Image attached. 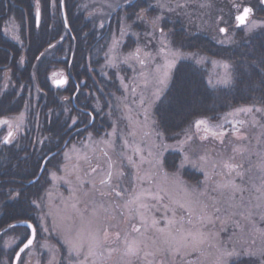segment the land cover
<instances>
[{
    "label": "rangeland",
    "instance_id": "rangeland-1",
    "mask_svg": "<svg viewBox=\"0 0 264 264\" xmlns=\"http://www.w3.org/2000/svg\"><path fill=\"white\" fill-rule=\"evenodd\" d=\"M131 0H84L83 11H86V4L92 5L90 18L97 23L99 30L106 28L111 20V17L121 7H124L125 3ZM229 3L224 6L222 3ZM246 2V0H245ZM244 0H188L187 6H183L181 0V6L175 7V0L169 3V7L175 8V11L169 12L167 8H160L157 6L156 0H151V7H147L146 15L148 17L161 16L160 27L164 29L165 36L161 37L159 32L154 37L147 36L145 33L150 29L139 20L137 15L132 18V21L127 17L118 14L111 24L110 36L108 38V44L106 51L103 54V61L101 69L96 73H92L93 85L98 88V93L95 91L97 110L104 107L107 104L101 117L106 118L108 123V130L102 135L88 134L82 141L65 142L67 147L62 151L60 159H55L50 166L46 167L41 180L37 182L32 180H24V185H32V187L25 189L23 195H29L32 198L29 202L28 198H24L23 206L27 210V203H30L31 208L34 209L35 221L38 226V238L34 245L28 249L21 257V264L27 262V264H48V261L55 256L59 264H67L69 257L68 245L64 242V235L62 231H58V228L72 229L71 234H75V229L79 226V217L76 216L70 205L74 201L69 199L70 193L73 188L77 189V197L79 199L78 207L85 212L86 215L90 214L93 207H99L100 204L104 205V208L109 209L108 212L103 210L99 211L98 217L93 221L92 227L100 231L103 235L104 229H107L109 233V239L104 243L101 251L104 252L106 257V264H125V261L131 259L132 264H161L164 261L165 264H169L172 260L171 254L162 250V245L158 239L159 234L154 231H148L145 233V239L147 240V247L143 248L139 257H123V249L125 247L124 240L128 236L139 237V233L133 231V226L140 227L141 221L133 213L131 216L128 211L122 205L123 201L120 198L112 196H101L100 193L104 191H111V188H106L99 184L106 173L109 171V164L111 163L113 171L120 169L124 172V176L119 181L121 187L120 191H124L127 196L128 193L139 190L137 181L133 178L134 169H132L125 157V153L131 154V149H125L123 141L125 138L132 141L135 139L142 148L145 149L144 155L147 157V148L155 142V144L170 145L166 149L162 150V158L166 162V155L169 152L178 153L176 157L177 162L175 168L170 169L166 166L169 172L176 171L179 168V177L183 182L188 185L203 189L205 181V172L200 167H193L189 163H185L183 168H180L181 161L183 160L184 153L181 152L179 145L180 141L185 140V134L193 135V140L188 145H184L185 151L188 153L189 158L196 161L199 156H207L209 165L207 171L212 175L213 180L208 183V192L210 197H215L220 203L217 205L221 207L222 211L216 213L219 219L213 217L214 222L212 224L205 223L204 231L212 234L211 238L205 242V244L199 246L196 250H183L175 257V264H213L216 255V247L222 246L232 249L235 247L237 252L243 253L238 257L231 258V262L235 260L249 258L252 259L254 264H264V258L260 256L248 255L249 252H255L260 248H264V235H261L257 229H264V220H261L259 216H254L255 223L248 221L241 217L238 213L243 209H237V214L232 216L231 220H225V217L230 215L228 205L224 203V197L220 193L212 191L214 188L213 181L221 179L218 173L224 171L222 165L224 162H232L237 164H243L245 169L252 166V172L249 174L253 177L255 183H259V177L261 175L260 170L255 167L256 163L260 159L257 153L264 150V112L256 111L257 108H264L259 105H245L230 109L217 119L201 118L208 121L210 127L216 132H222L219 137L209 135L207 139L201 140L200 136L204 133L201 130L197 132L195 129V121L187 130L184 131L177 139L168 141L162 131L157 126L156 119L154 117V107L159 100L154 99V93L159 87L157 79L163 76V73L167 70L169 72V79L163 90L162 95L168 88L172 73L181 60H190L196 62V58L206 57L204 63H197L204 66L207 69L209 82L210 78L215 73L221 72L222 69L213 64V61H224L225 59L209 57L205 54L197 52H185L173 45L170 33L165 29L168 23H172L175 20L181 21L186 29H199L212 35V38L219 44L231 45L235 41L237 35V20L236 16L241 13L245 3ZM261 3L262 0H257ZM111 5V6H110ZM203 5V6H201ZM228 8V9H227ZM123 9V8H122ZM253 22L264 25V19L259 17H253L250 22L245 26V31H248V26ZM102 25V26H101ZM220 28H226L227 32H220ZM3 32L6 38L14 44H18L20 48L25 50V33H22L21 25L12 16L3 26ZM132 38L131 47L125 49V44ZM220 41H224L221 43ZM230 41V42H229ZM142 49L140 59L145 60V64L141 65L135 58L125 62V58L130 56L135 49ZM164 51H161V49ZM150 53V56L145 57L144 53ZM175 54V55H173ZM195 57V58H194ZM54 59V58H53ZM61 58H57L59 60ZM64 59V58H63ZM25 60V54L23 55V62ZM175 61V66L171 69H167L166 65L169 61ZM65 61V60H64ZM22 63V59H21ZM69 67L72 65V59H70ZM159 68V71L157 69ZM2 69L0 74L6 75L7 78L11 77V69ZM111 72L115 73L117 87L112 88L110 81L113 80ZM69 75V76H68ZM63 76L71 77L67 68L54 65L51 68V72L48 75V79L52 85L57 79H61ZM100 76V77H99ZM5 78V81L9 80ZM114 82V81H113ZM68 83V82H67ZM210 84V83H209ZM67 85V84H66ZM66 85L60 86L61 90H66ZM212 87H225V85L210 84ZM92 85H90L91 87ZM4 87V86H3ZM2 87V88H3ZM4 89V88H3ZM91 89V88H90ZM106 89V90H105ZM110 89V90H108ZM93 91V90H92ZM91 92V90H90ZM160 96V98L162 97ZM63 98H69L66 94ZM75 95L73 96V99ZM143 98L145 103L141 105L140 99ZM129 107L126 109L124 105ZM253 107V112L244 113L238 112L237 109L243 107ZM145 109L147 112H145ZM147 115V123L145 118ZM22 116V121L18 118ZM24 113L16 116H8L0 121L7 120L12 124V129L15 130L16 123H21V129L16 132L18 135L20 132L25 133ZM200 120V119H198ZM236 121H244V124H237ZM255 121V122H254ZM23 122V123H22ZM222 126V127H220ZM23 128V130H22ZM133 128L137 130V136L133 138L129 135L133 131ZM240 128L243 133V138L235 133V129ZM0 137H6L10 128L7 124L0 123ZM150 131L152 134L149 137L143 138V133ZM160 132L163 134V140L156 136L155 133ZM15 141V140H14ZM109 141V144L104 143ZM157 151V149H153ZM107 152V156L104 153ZM67 157V158H66ZM139 159V157H134ZM151 159V157H148ZM215 163L221 167H217L215 170L211 168V164ZM174 164V163H171ZM65 165L69 166L77 165L79 168V176L83 181V184L76 182V173H72L68 176V172L65 169ZM96 168V172H92L91 169ZM145 171L154 172L155 169L146 161L140 174L143 175ZM40 173V171H39ZM187 173V175H186ZM197 175L198 177H192ZM68 176L73 181L70 186L61 177ZM192 177V178H191ZM196 179V180H194ZM237 183H240L241 178H236ZM90 181H95L96 191L92 190V184ZM247 181V176L245 177ZM34 183V186H33ZM151 186V182L148 180L143 181V187L148 188ZM24 188V187H23ZM249 188L251 185L249 184ZM88 193V195H84ZM251 195L250 192H245V203L247 204L248 198ZM69 207L65 208V204ZM151 204L156 205L150 209L152 217L159 220V227H164L167 223L164 218L166 215L171 216V210L165 209L163 203H168L165 199L162 203L157 204L156 201H150ZM211 203V200H209ZM253 203L255 201L253 200ZM49 207L54 208L56 214L54 216H46L49 211ZM23 209V210H24ZM32 210V209H31ZM179 211L177 215H181ZM72 217V219H67ZM187 221V217L185 218ZM195 220V217L193 218ZM55 220V222H54ZM224 221V222H222ZM74 222V223H73ZM238 222V223H237ZM185 227H191L187 222ZM47 228V232L43 229ZM143 232L144 229L141 228ZM120 233L119 239L115 234ZM130 234V235H129ZM29 230L14 229L12 232L3 235L2 238V253L4 258L3 263L9 262L10 258L6 255L12 250L13 255L19 248V246L28 238ZM150 238V239H149ZM152 241H156L155 244ZM47 242L48 247H44V243ZM112 248L116 251L112 252L111 257H108L107 249ZM145 253H155V255H148L145 257ZM73 259L75 256L73 254Z\"/></svg>",
    "mask_w": 264,
    "mask_h": 264
},
{
    "label": "trees",
    "instance_id": "trees-1",
    "mask_svg": "<svg viewBox=\"0 0 264 264\" xmlns=\"http://www.w3.org/2000/svg\"><path fill=\"white\" fill-rule=\"evenodd\" d=\"M42 1L43 12L49 25L45 29L42 27L44 22L37 26L32 10L30 27L27 29L24 28L23 14H17L22 33H25V50L14 43L10 44L3 35L0 21V48L9 45L7 52L0 49V66L7 65L11 69L10 78L0 74V119L24 113L25 120L23 125L25 133L20 132L13 144L0 148V264H4L1 250L3 235L14 229L25 228H12L10 225L21 220H31L37 225L33 216L35 208H31L29 203L33 197L29 196L30 194L23 195L25 189L32 185H24L23 180L29 181L36 177L44 159L50 153L56 152L47 161L46 167L55 159H60L67 140L82 141L90 133L102 135L108 130L106 118L101 117L107 104L97 110L98 101L94 93L98 88L93 85L91 75L92 73L97 75L101 69L111 24L118 14L132 21L141 9L148 7L145 0H131L124 4L123 9L121 7L118 9L106 28L99 30L97 23L90 18L92 5L86 4V11L82 12L84 0H66L70 23L67 30L61 18L60 5L55 7L57 17L51 16L48 19L50 0ZM17 2L23 5V1ZM245 3H248L245 6L253 9L249 22L253 17L264 19L262 2L246 0ZM222 4L227 6L229 3ZM26 7L29 8L27 5ZM236 27L238 32L235 41L231 45H223L205 31L187 30L179 20L165 26L173 45L177 48L185 52H197L225 59L233 65L231 86L212 87L207 80L208 72L204 66L190 60L178 62L168 88L153 110L157 126L168 141L177 139L198 119L214 120L239 106L264 107V25L251 32H246L245 26ZM131 41L132 38L126 42L125 49L131 47L129 44ZM22 54H25L23 65L20 58ZM72 55V65L69 67ZM58 57L61 59L56 60ZM54 65L67 68L71 75L65 91L52 85L48 79ZM111 74L113 78L110 81L111 87L116 88L115 73ZM5 78L9 80L5 81ZM66 94L69 98H63ZM92 116L95 117L93 123ZM3 151L7 154H2ZM176 157H178L176 152H169L166 155L165 164L168 168L176 167ZM40 180L41 177L37 182ZM24 198L29 200L25 202L27 210L23 206ZM34 198L37 199V196ZM13 251L6 255L10 258L8 264L13 262L15 256V253L12 254ZM231 264L254 262L252 259L243 258Z\"/></svg>",
    "mask_w": 264,
    "mask_h": 264
},
{
    "label": "snow or ice",
    "instance_id": "snow-or-ice-1",
    "mask_svg": "<svg viewBox=\"0 0 264 264\" xmlns=\"http://www.w3.org/2000/svg\"><path fill=\"white\" fill-rule=\"evenodd\" d=\"M62 2V0H61ZM148 3V7H151V0H145ZM172 0H156L157 6L160 8H167L169 12L175 11V8L169 7V3ZM183 6H187L188 0H182ZM111 6V5H110ZM181 6V0H175V7ZM203 6V5H201ZM52 7H56V0H52ZM147 9H141L139 13H137V20L141 21L146 28L150 29L145 33L147 36L154 37L157 32L164 37L166 34L164 29L160 27V22L162 17L157 15L155 17H148L146 15ZM253 12L251 7H245L243 9L242 14L236 17V20L239 21L240 24H245L247 18ZM36 18L38 22L39 18V7L37 6L36 10ZM66 19V17H65ZM102 26V25H101ZM260 24L253 22L248 26V31L251 32L254 29L260 27ZM220 32H227L226 28H220ZM62 39V37H61ZM223 43L224 41H220ZM230 42V41H229ZM51 46V45H50ZM161 51H164L162 48ZM142 49L137 48L135 51L130 54V56L125 58V62L130 59H137L141 65L145 64L144 59H140ZM43 54V53H42ZM175 55V54H173ZM145 57L150 56V53H144ZM195 58V57H194ZM206 57L196 58L197 63H204ZM217 67L222 69L221 72L215 73L212 78H210L209 83L215 85H225L231 86L233 82V65L227 61H213ZM175 66V61H169L166 65L167 69H171ZM159 71V68L157 69ZM169 79V72L166 70L163 73L162 77L157 79V83L159 87L154 93V99L159 100L160 96L163 93V90L167 84ZM58 84L65 83V80L56 81ZM139 103L143 105L145 103L144 99L141 98ZM127 109L129 106L127 104L124 105ZM238 112L251 113L253 112V107H243L237 109ZM256 111L264 112V108H257ZM145 112L147 110L145 109ZM22 121V116L18 118ZM147 115L145 118V123H147ZM255 122V121H254ZM0 123L7 124L10 128L7 136L4 138V143H11L14 138V131L12 129V124L7 121H0ZM75 123V120H73ZM237 124H244V121H236ZM201 126H203V135L200 136L201 140L207 139L209 135L214 137H219L223 133L216 132L212 127L209 126L208 121L204 119L197 120L195 122V129L197 132L201 130ZM222 127V126H220ZM21 129V123H16L15 132H18ZM235 133H237L240 138H243V133H241L240 128L235 129ZM152 133L150 131H146L143 133V138L149 137ZM130 136L135 138L137 136L136 128H133V131L129 133ZM156 136L163 140V134L160 132L155 133ZM185 140L180 141L178 147H180L181 152L184 153L183 160L181 161L180 168H183L185 163L191 164L193 167H200L205 172V181L203 182V189H198L191 185H188L186 182H183L179 177V168L176 171L169 172L165 167V160L162 158V150L170 145L166 144H153L147 148L148 156L144 155L145 149L140 146L138 142L133 139L130 141L125 138L123 141V145L125 149H131V154L125 153V157L129 166L134 169L133 178L137 181L139 185V190L134 191L132 193H128L125 195L124 191H120V183L119 181L124 176V172L120 169L113 171L112 164H109V171L106 175L100 179L99 184L106 188H111V191L101 192V196H112L120 198L123 201L122 205H117L118 207H123L126 209L131 216L133 213L139 218L141 221L140 227L133 226V231L139 233V237H132L131 239L128 236L125 237L124 244L125 247L123 249V257H139L140 253L143 251L144 247H147V240L144 238L145 233L148 231H154L158 233V239L160 244L162 245V250L171 254L172 260L169 261V264H175V257L178 253H181L183 250H196L199 246L205 244L210 238V233L205 232L204 226L205 223L212 224L214 222L213 217L216 213L222 211L221 207L217 205L220 203L215 197H210L208 192V183L213 180L212 175L207 171V167L209 165V160L207 156H199L196 161H193L189 158L188 153L184 149V145H188L190 141L193 140V135L185 134ZM104 143L109 144L111 147V143L109 141H104ZM157 149V151H153V149ZM107 156V152L104 153ZM260 157L255 167L260 170L259 183H255L253 177L249 175L252 172V166L245 169L243 164H237L232 162H224L222 168L224 171L218 173L221 176V179L213 181L214 188L212 191L218 192L221 196L224 197V203L228 205V209L230 210V215L225 217V220H231L232 216L237 214V209H243V211H239V215L244 219L251 221L253 223V217L259 216L261 220H264V150L257 153ZM134 157H139V159H134ZM151 157V159H148ZM67 158V157H66ZM148 162L154 169V172L145 171L143 175L140 174V170L145 162ZM217 167H221L215 163L211 164V168L215 170ZM65 169L68 172V176L72 173H76V182L79 184H83L79 176V168L77 165H72L69 169L68 165H65ZM91 171L96 172V168H92ZM68 176L61 177L60 179L65 180L70 186L73 181L68 178ZM247 176V181H245V177ZM240 177V183H237L236 178ZM148 180L151 182V186L148 188L143 187V181ZM92 184V190L96 191L95 181H90ZM249 184L251 188H249ZM245 192H250L251 195L248 198L247 204L245 203ZM84 195H88V193H84ZM69 199L74 202L71 203L70 207L73 213L79 217V226L75 229V234L72 235V229H63L62 227L58 228V231H62L64 235V242L68 245L69 257L67 260V264H106V257L104 252L101 249L104 246V243L109 239V233L107 229H104L103 235L101 236L100 231L98 229H94L92 227L93 221L98 217L99 211L103 210L104 212H108L109 209L104 208L103 204H100L99 207H93L90 211L89 215H86L84 211H82L79 205V199L77 197V189L73 188L70 193ZM167 200L168 203H163V207L165 209L171 210V216H165L167 223L164 227H159V220L155 217L151 216L150 209L155 207L156 205L151 204L150 201H156L157 204L162 203L164 200ZM211 200V203H209ZM253 200L255 203H253ZM69 207L66 203L65 208ZM182 213L181 215H177V212ZM55 210L52 207H49V211L45 214L46 216H54ZM187 217V221L186 218ZM195 217V220L193 219ZM67 219H72V217H67ZM215 219H219L218 216H215ZM55 222V220H54ZM191 227H185V223ZM224 222V221H222ZM74 223V222H73ZM238 223V222H237ZM10 227L15 228V225H10ZM141 228L144 231H141ZM47 232V228L43 229ZM264 235V229H257ZM37 235V229L35 227H31V238H26V242L23 243V247L20 248V253H23L25 249H29L30 246L34 245V241ZM130 235V234H129ZM116 238L119 239L120 233L115 234ZM150 239V238H149ZM153 244L156 241H152ZM44 247H48L47 242L44 243ZM216 247V255L213 261V264H230L231 258L238 257L243 254L237 252L235 247L229 249L227 247L215 246ZM116 251V249L108 248V257H111L112 252ZM73 254L75 259H73ZM248 255L252 256H260L264 258V248H260L255 252H249ZM148 255H155V253H145V257ZM17 259H20L19 253H17ZM27 264V262H24ZM48 264H59L58 259L53 256L52 259L48 261ZM125 264H132L131 259L125 261ZM148 264H152V262H148ZM161 264H165L164 261H161Z\"/></svg>",
    "mask_w": 264,
    "mask_h": 264
},
{
    "label": "flooded vegetation",
    "instance_id": "flooded-vegetation-1",
    "mask_svg": "<svg viewBox=\"0 0 264 264\" xmlns=\"http://www.w3.org/2000/svg\"><path fill=\"white\" fill-rule=\"evenodd\" d=\"M21 1H23V5H21L20 3H18L17 0H0V21H1L2 31H3V26L5 25V23L8 20H10V18L12 16L21 25V22H20V20L17 17V14H21V13L23 14L24 28L25 29L29 28L30 27V10H32L33 16H34L35 21L37 23V26H40L42 22H44V24L42 26L43 29H45V27H48L49 26V25H47V22H46L47 18L45 17V14L43 12L44 11L43 10L44 2L42 0H21ZM62 1H64L65 12H66V19H67V23H68L69 28H70L69 18H68L67 9H66V0H62ZM11 4H12V7H10ZM26 5L29 6V8H27ZM59 5L61 7V18H62V21L64 23L65 28L67 30H69V28H67V26H66L65 18H64V15H63L62 2H61V0H56V6H59ZM37 6L39 7V18H38V22H37V18H36ZM50 7H51V9L49 11L50 13H49V18L48 19H50L51 16H52V18L53 17H57V13H56V10L57 9H55V7H52V0H50ZM51 27L53 28V22L51 23ZM3 35L5 36L4 32H3ZM10 44H13V43L10 41ZM16 45H18V44H16ZM7 46H9V45H7ZM7 46L4 45V47L2 46V48H0V49H3L4 52H7V50H6L7 49ZM73 55L70 57V59H72V61H73ZM20 58L22 59V65H23V54H22V56ZM8 68L9 67H7V65L0 66V71L2 69H5L6 70ZM68 82H69V77H68ZM11 130H13V129H11ZM13 131H14V138L12 139V142L11 143H4V138L5 137L4 138L3 137H0V148H3V146H10L11 144H13L16 141V139L18 138V135H16L17 133L15 132V130H13ZM2 154L6 155L7 152L3 151ZM36 229H37V235H36L37 236L36 237V240H37L38 233H39V230H38V226L37 225H36ZM29 233H30V231H29ZM21 257L19 259V263H20Z\"/></svg>",
    "mask_w": 264,
    "mask_h": 264
},
{
    "label": "water",
    "instance_id": "water-1",
    "mask_svg": "<svg viewBox=\"0 0 264 264\" xmlns=\"http://www.w3.org/2000/svg\"><path fill=\"white\" fill-rule=\"evenodd\" d=\"M262 4L264 5V0H262ZM245 7H250V6H245ZM245 7H244V8H245ZM62 10H63L64 18H65V17H66V12H65L64 1H62ZM242 12H243V11H242ZM242 12L239 13L238 15L242 14ZM238 15H237V16H238ZM237 16H236V17H237ZM250 16H251V14H250ZM250 16L247 18L245 24H240L239 21L237 20V25H238L239 27L247 25L248 22H249ZM65 22H66V26H67V28H69V25H68V23H67V19H65ZM62 79L65 80V83L67 82V77L63 76L61 79H57V80H55V81H54V84H55L56 86H62V85H64L65 83H63V84H58V83H56V81H59V80H62ZM94 118H95V117L92 116V122L94 121ZM54 154H55V152L49 154V155L45 158V160H44V162H43V166H42V168H41V170H40L39 175L37 176L36 179L32 180L31 183L34 182V181H37V179H39V178L41 177V175L43 174V172H44V170H45L47 160H48L50 157H52ZM13 225H15L16 227H27V228H29V230H30V235H29L28 238H31V227H35V228H36L35 224H34L33 222H31L30 220H21V221L15 222ZM35 240H36V238H35ZM25 242H26V241H24L23 243H25ZM23 243H22V245L19 247V249L17 250V252H16V254H15V256H14L13 264H18V263H19V259H17V253H19V257H21V255L27 250V249H25V251H24L23 253H20L19 250H20L21 247H23ZM34 243H35V241H34ZM30 247H31V246H30Z\"/></svg>",
    "mask_w": 264,
    "mask_h": 264
}]
</instances>
